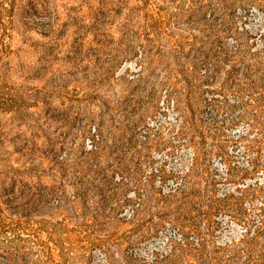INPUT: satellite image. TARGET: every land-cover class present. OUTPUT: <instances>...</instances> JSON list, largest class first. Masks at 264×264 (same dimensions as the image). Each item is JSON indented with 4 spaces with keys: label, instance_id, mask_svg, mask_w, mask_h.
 I'll return each mask as SVG.
<instances>
[{
    "label": "rangeland",
    "instance_id": "1",
    "mask_svg": "<svg viewBox=\"0 0 264 264\" xmlns=\"http://www.w3.org/2000/svg\"><path fill=\"white\" fill-rule=\"evenodd\" d=\"M0 264H264V0H0Z\"/></svg>",
    "mask_w": 264,
    "mask_h": 264
},
{
    "label": "trees",
    "instance_id": "2",
    "mask_svg": "<svg viewBox=\"0 0 264 264\" xmlns=\"http://www.w3.org/2000/svg\"><path fill=\"white\" fill-rule=\"evenodd\" d=\"M257 166V165H256ZM256 189H259V190H261L262 189V187L261 186H257L256 187Z\"/></svg>",
    "mask_w": 264,
    "mask_h": 264
}]
</instances>
